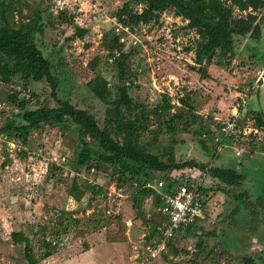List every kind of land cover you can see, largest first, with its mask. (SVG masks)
Wrapping results in <instances>:
<instances>
[{"label":"rangeland","instance_id":"rangeland-1","mask_svg":"<svg viewBox=\"0 0 264 264\" xmlns=\"http://www.w3.org/2000/svg\"><path fill=\"white\" fill-rule=\"evenodd\" d=\"M6 1L13 7L6 16L12 27L41 17L44 28L35 43L52 64L58 63L59 98L87 110L111 138L120 141V137L114 138L110 122L113 108L100 102L91 88L94 79H101L99 83L103 81L109 90L117 83L116 70L104 50L113 34L124 45L123 51L131 52L127 67L133 77L128 95L137 109L130 113V119L141 121L139 115L147 118L146 123L141 122L138 141L150 145V153L162 160L171 151L176 162L232 169L244 180L229 188L204 175L205 184L215 191L208 200L206 219L183 240L171 241L177 255L173 256L172 248L166 245L151 259L146 248H154L156 239L146 237L159 222L153 207L144 198L134 206L132 187L127 182L116 183L108 165L99 163L96 170L81 168L76 172V126L41 125L27 137L24 150L30 154L25 160L0 142V264H28L24 244L14 242L12 232L28 239L32 264H244L246 258L252 264H264V210L257 205L259 198H264V130L242 141L240 157L233 156L230 143L211 157L216 134L213 118L225 120L235 109L246 128L254 124L255 116L261 115L263 120L264 8L256 12L260 27L257 39L246 37L236 42L228 66L210 65L206 69L209 78L199 79L190 70L192 53L184 52L194 35L185 29V21L170 12L161 14L160 25L149 23L136 32H124L115 14L127 0ZM59 13L73 24L59 22ZM238 14L235 10L234 15ZM162 25L170 34L160 31ZM74 27L85 29L86 35L72 38ZM9 96L28 99V109L56 106L45 82L23 83L13 78L9 85L0 83V127L7 121H19ZM181 99L191 107L195 123L190 124ZM162 100L171 105L169 114L182 116L174 125L182 129L188 124L187 132L178 129L168 134L163 122L153 117L152 109ZM170 119L165 117L168 123ZM197 132L205 139L208 151L200 148ZM89 146L93 153L101 152L93 142ZM181 175L197 177L199 173L183 170ZM71 185L82 191L79 198L71 196ZM97 188L102 189L101 194L96 193ZM241 193L246 194L243 205L235 199ZM209 232L212 236L204 235ZM198 240L201 249L195 247ZM45 252L49 253L47 258L42 257Z\"/></svg>","mask_w":264,"mask_h":264},{"label":"trees","instance_id":"trees-1","mask_svg":"<svg viewBox=\"0 0 264 264\" xmlns=\"http://www.w3.org/2000/svg\"><path fill=\"white\" fill-rule=\"evenodd\" d=\"M137 7L139 10H136ZM262 8H264V0H127L116 11L115 16L117 24L126 27L130 32H136L139 26L149 23L160 25L161 14L167 12H170L173 17L185 21V29L194 35L190 41L192 44L189 42L184 49L185 53L191 52L193 55V65L190 70L195 72L199 79H208L209 75L206 72L208 66L214 65L222 69L228 66V61L234 56L236 42L246 37L251 40L257 39L260 27L257 23L256 12ZM12 10L13 7L10 2L0 0V83L9 85L13 78H17L23 83L45 82L56 103L54 108L42 105L28 109V99L17 100L14 96H9V102L18 111L15 118L19 121H7L0 127V136L5 141H13L17 144L19 147V151L16 153L17 157L22 160L27 158L28 152L24 150L27 137L39 126L58 127L64 124H72L77 127L79 134V150L77 149L75 152L74 161L76 172L80 171L81 168L96 170L99 163L110 166L113 175H115L116 183L127 182L132 187L134 206L138 204L139 199L152 192L150 189L143 188V185L151 180L161 181L163 183L162 192L164 193H169L177 184L187 183L189 187L195 186V196L202 202L205 210L211 192L215 191H212L210 186L205 184L204 175L229 188L241 185L244 178L235 170L214 166L206 167L194 161L176 162L171 151H168L166 159L162 160L150 153V145H143L138 141L140 130L143 129L141 122L146 123L147 118L139 115L141 121L138 118L130 119V113L137 109L128 95L132 87L130 77H133V72L131 73L127 67L131 52L123 51L124 45L119 42V37L111 34L110 41L104 45L107 58L111 59L110 64L116 70V85L109 90L103 81L99 83L101 79L99 81L94 79L91 88L92 94L100 102L104 105H111L113 108V119L110 122L114 124V138L120 137V141H116L110 137L104 127H98L95 117L87 110L77 109L66 98H59L57 90L60 75L58 76L56 72L58 63L52 64L43 56L35 43L36 36L42 35L44 28L41 17L36 16L32 20L12 27L6 18ZM235 10L239 13L238 16L234 15ZM242 13L244 14L242 15ZM57 18L61 23L73 24L71 19L67 20L61 13L57 15ZM86 33L85 29L74 27L72 38L81 39ZM179 102L186 106L189 112L188 118L191 120L190 124L195 123L196 116L192 113L191 107L182 99ZM171 108L168 101L162 100L161 105L152 109L153 117L159 122H163L168 134H173L179 129L177 125H174V122L182 119L179 114H169ZM260 116L253 118L254 124L250 126L251 131L257 133L264 130V117L261 120ZM165 117L171 118L170 123H168L169 120H165ZM243 128L245 126L238 117L236 129L239 132V137L243 140L253 138L252 132L242 137ZM187 130L188 124H185V128L179 129L183 132H187ZM196 134L200 148L208 151L205 139L198 132ZM89 142H93L101 152L93 153ZM212 144L211 157H216L218 154L216 152L217 144L213 141ZM183 170H197L199 175L184 180L181 175ZM173 173H179V176L172 175ZM88 189L89 186H85V190ZM81 192L78 187L71 185L70 194L74 199L79 198ZM96 193L101 194L102 189L97 188ZM245 197L246 194L241 193L235 199L243 205ZM154 203L155 205L161 203L159 196L154 197ZM257 205L264 210V198H259ZM249 207H251L250 204ZM250 209L254 210L253 208ZM206 213L207 211H205V219ZM251 214L254 216V211ZM201 223L178 230L166 240L165 246L171 247L172 240H183ZM212 234L211 232L204 233L207 237L212 236ZM10 236L14 242L24 244L25 257L28 264H32L28 239L20 232H12ZM160 237V224L157 222L152 226L146 238L157 240ZM201 246L202 242L198 240L195 247L201 249ZM171 248L172 255H177V250ZM48 256V252L42 255L43 258ZM243 263L252 264V261L246 258Z\"/></svg>","mask_w":264,"mask_h":264},{"label":"built area","instance_id":"built-area-1","mask_svg":"<svg viewBox=\"0 0 264 264\" xmlns=\"http://www.w3.org/2000/svg\"><path fill=\"white\" fill-rule=\"evenodd\" d=\"M119 27L122 31H127L126 27H121L120 25ZM160 31L170 34L169 29L164 25L161 26ZM162 38L166 41L163 35ZM108 61L110 63L111 59H108ZM237 117V111L233 110L230 117L225 120L213 118L216 124V134L212 141L217 144L216 150L220 151L222 148H227L228 143H230L235 158L240 157L243 152L241 146L243 139L239 137V132L236 129ZM251 132L253 134L256 133V131H251L249 128L245 127L241 131V136L244 137ZM0 142L6 144L7 147L10 146L11 152L17 156L16 153L19 151V147L15 142L5 141L1 136ZM29 154L30 153H28V155ZM65 161L66 158L62 156L61 162L65 163ZM188 177L193 178L191 175H185L184 180ZM162 186L163 183L161 181L155 180L147 181L143 185V188L152 191L144 197V200L153 207V211L159 216L161 230V237L155 241V247L146 248L151 259L157 257L159 253L164 250L166 240L171 238L175 232L183 230L190 225H197L205 220L206 210L202 202L195 196V186L189 187L187 183L177 184L173 186V189L169 193L162 192ZM155 196H159L161 199V203L158 205L154 203Z\"/></svg>","mask_w":264,"mask_h":264},{"label":"crops","instance_id":"crops-1","mask_svg":"<svg viewBox=\"0 0 264 264\" xmlns=\"http://www.w3.org/2000/svg\"><path fill=\"white\" fill-rule=\"evenodd\" d=\"M233 110H235V109H233Z\"/></svg>","mask_w":264,"mask_h":264}]
</instances>
